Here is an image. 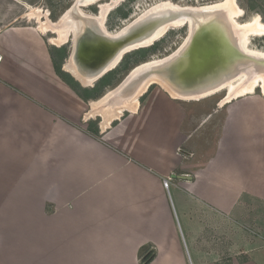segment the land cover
I'll return each instance as SVG.
<instances>
[{"label":"crops","instance_id":"crops-1","mask_svg":"<svg viewBox=\"0 0 264 264\" xmlns=\"http://www.w3.org/2000/svg\"><path fill=\"white\" fill-rule=\"evenodd\" d=\"M6 21L0 17V192L40 188L58 206L41 219L46 264H143L148 252L149 264H219L196 247V211L218 227L242 220L252 205L264 210V95L219 104L229 103L207 154L195 150L206 138L187 128L182 104L162 87L116 126L99 125L97 137L86 120L92 99L58 75L43 31ZM188 142L191 152L182 149ZM263 215L253 221L264 228ZM263 242L249 241L245 260L231 264H263Z\"/></svg>","mask_w":264,"mask_h":264},{"label":"rangeland","instance_id":"rangeland-1","mask_svg":"<svg viewBox=\"0 0 264 264\" xmlns=\"http://www.w3.org/2000/svg\"><path fill=\"white\" fill-rule=\"evenodd\" d=\"M167 1L183 7H198L211 5L221 0H114V2L118 3L112 10L108 11L103 25L104 27L102 25L101 27L104 28V32L108 34H115L132 23L147 10L160 4L161 2ZM75 2L76 0H0V17H6V22L13 21L15 24L32 26L35 29L39 27V20H37L36 16L32 15L33 12L36 14L40 13L41 20L43 22H48L50 25H58L61 21L60 19H62L64 15L68 20H72L74 23V31L69 33L68 40L63 43L57 44L50 40L55 37L57 38L58 36L56 34L55 27L48 32H43L45 41L50 47H52V49L56 47L58 49L65 48L67 50L68 56L63 64V67L65 66L66 69L72 59L74 38L78 35L77 33L80 34V31L82 32L83 30L82 21L74 15V12L73 14H69L73 9ZM111 2H113V0H100L95 4L87 5L81 8L82 11L79 9V11L80 14H85L86 16H100V5L109 4ZM237 4L244 11L243 15L238 17L239 22L245 23L250 21L256 15H259L261 20L264 22V17L262 16V13H264V0H254L255 10L253 11L247 9L248 2L246 0H237ZM83 11L85 13H81ZM121 12H128V17L124 19ZM189 33L190 31L188 25L169 30L159 41L149 46V48H145L152 49L155 47L154 50H150L148 52L146 61L139 64L132 63L131 69L123 75L122 81L131 70H134L143 63L153 60H164L174 55L183 47L184 43H186ZM250 47L264 52V36H251ZM136 51H133L130 54H133ZM136 58L137 57L134 58V61ZM66 71L68 72L67 69ZM120 81L115 85L105 87L100 93L101 95L99 98L92 99L90 101L91 104L87 103V112L91 109L93 110V105L98 102V100L100 101L101 98L103 99L108 93L117 90L116 87H118V85L122 82ZM99 82L100 80L94 84V87H84L79 82L83 87L81 91L85 93L86 89L92 90ZM155 83V85L149 87H153L152 89L155 87H162L160 83ZM162 88L165 89V87ZM151 90L148 88L144 93L138 94L139 96L135 98L137 99V105L141 98L143 96L146 97V93ZM165 90L167 91V89ZM141 95L143 96L141 97ZM263 95L264 90L261 87H258L253 94H248L246 96L261 98ZM246 96L237 97L236 99L234 98V100ZM225 99L229 101L227 98V91L225 89L210 94L207 97L188 99V101H184V99H177L178 102L182 104L186 114L188 115L186 119L187 128L192 130L195 135L204 136L206 138V141H202L205 145L200 144L202 147L197 146V149H195L200 152L199 154H203L201 152L202 150H204L205 154H207L206 151L208 149L212 151L214 150V145L218 138L222 122L226 116L227 107L229 105L228 103L223 107H220L219 104ZM128 102L130 101L125 102L124 105ZM110 105L114 108L121 107L113 100L110 101ZM126 112L129 114V112H132V109L124 110L119 116L113 119L114 122L112 120L109 124L113 127L116 126L119 122L116 119H120L123 115L127 116L128 114ZM91 116L93 118H87L86 115V120L94 121L99 127L102 119L104 120L102 114ZM38 136L39 135H33V138L35 139ZM97 137H101V135L99 134ZM191 144L192 143L188 142V144L182 147V149L191 152L194 147V144ZM1 190L3 192H0V231L3 234L0 235V264H46L47 259H42V252L40 249V229L42 228L41 219L43 214L51 216L54 215L59 210L58 206L54 203H49L46 200L45 202L48 203H45L41 198L40 188L27 189L26 187L22 188L20 186L16 188L15 191H11L9 194L7 193L8 191L6 194L4 193V189ZM171 190L175 197V188L173 186L171 187ZM255 206L256 205H252L254 208L252 211L254 212ZM258 207L260 206H256V217L254 212L249 211L250 208H246L245 210L242 209L243 214H245L244 216L241 215L242 220L238 221L226 218L223 223L218 222V227L215 219H211L208 214L198 209L195 216L196 222H198L202 228L200 227L196 232V247L199 250L207 249L209 253L208 260L217 261L219 264H231L235 257L240 260H245L244 257L246 256L243 255V251H246L249 241L254 240L255 238L264 240V228L261 225H256L255 221H253V218H258L260 211L264 213V210H260ZM179 210L181 209L179 208ZM180 220L186 235L188 234L189 247L193 258L195 261H198L195 248L189 241L190 236L188 219L184 217L182 212H180ZM262 223L264 224V221ZM261 256L264 258V252L261 253ZM177 259L178 262H180V259Z\"/></svg>","mask_w":264,"mask_h":264},{"label":"bare ground","instance_id":"bare-ground-1","mask_svg":"<svg viewBox=\"0 0 264 264\" xmlns=\"http://www.w3.org/2000/svg\"><path fill=\"white\" fill-rule=\"evenodd\" d=\"M98 1L100 0H78V4H76L71 11L69 10V14H73L74 12V15H76L78 19H80L83 23L82 32L80 31V34L77 33L78 35L76 36V38H74V50H76L79 36L87 27L91 28V31L93 32L95 31L96 33L104 35V37L107 36L116 39L125 37V39L127 40L126 42H130L131 44L127 50L149 47L155 42L159 41L162 37H164V35L169 30L174 28L188 25L190 31L186 43H184L183 47L174 55L164 60H153L143 63L133 70L134 74H139L141 73V71H150V76L146 81L134 85L136 86V91L133 95L130 94L127 95V97H121L120 99L116 100L117 105L121 107L114 108L110 105L111 99L119 94V89L115 91L112 90L113 92L108 93L103 99L101 98L100 101L98 100V102L96 103L93 102V111L91 113L93 115L102 114V116L104 117L102 127L105 125H109L110 121L119 116L124 110H135V107L137 105V99L135 98L139 96L138 94L144 93L149 88V86L155 82H158L162 85V87H165V89H167L168 93H170L172 97L184 100L205 96L207 97L210 94L216 93L222 89H225L227 91V98L229 100L234 98L236 99L237 97H241L244 95L246 96L248 94H253L258 87H261L264 90V72L260 71L258 73H255L251 77L248 76L249 73H247L246 70L237 73V66L239 65H237L236 58H232L228 62L229 66L233 68L232 70L234 71V73L229 77L230 79H227L222 83L216 81L208 88L202 89L199 92L196 91L195 93L186 92V90H184L183 88L179 89L175 87L174 84L171 83V81H169V79L166 78V76H164V74L162 73L168 63L177 59V57H179L187 49L188 45H190L191 43L193 35L200 27L201 23H209L212 20L214 21V19H219L221 22L223 21V24L226 25L227 29H229V33L235 39L236 44L240 47V49H242V51L244 50L246 53H248V55H251L255 58H264L263 51L250 47L251 36H264V22L261 20V17L259 15H256L252 20L245 23L239 22L238 17L242 16L244 11L238 6L237 0H221L211 5L198 7H183L168 1L161 2L160 4L152 7L137 19H135V22L130 23L115 34H108L104 32V28H102L101 25H104L108 11L112 10L119 1L114 2L113 0V2L109 4H101L100 16L92 17V15L86 16L85 14H80L79 9L81 10V8L87 5L95 4ZM205 12L208 13L205 14ZM81 13L85 12L83 11ZM189 14L194 18L189 17ZM32 15L36 16L37 20H39V29L41 31L48 32L55 27V31L58 36L57 38L53 37L54 39H50L54 43L60 44L65 42L69 38V33L71 31H74V23L72 22V20H68L65 15L64 17H62V19H60L61 21L58 25H50L48 22H43L41 20L40 13L36 14L35 12H33ZM142 23L148 24L144 26V28L147 27V30L143 32L140 31L141 33L137 34L136 29ZM90 39L93 40L92 42H90V47H94L97 52H100V47L103 46L101 45V42L97 41L93 37H91ZM117 60L118 58L112 63V67L115 66ZM66 69L69 73L73 74L83 85L86 86H93L99 77V75H88L87 73H84L85 71L81 72L74 54L72 55V59L67 65ZM127 101L130 102L124 105V103Z\"/></svg>","mask_w":264,"mask_h":264},{"label":"water","instance_id":"water-1","mask_svg":"<svg viewBox=\"0 0 264 264\" xmlns=\"http://www.w3.org/2000/svg\"><path fill=\"white\" fill-rule=\"evenodd\" d=\"M76 4H78V0H76L73 6ZM208 12H205V14ZM189 17L193 16L189 14ZM135 21L136 20L133 22ZM145 25L148 24H140L136 29V33L140 34V31L143 32L147 30V27L144 28ZM91 37L101 42V45H103L100 47V52H97L94 47H90V42L93 41L90 39ZM126 41L125 37H121L120 39L107 36L104 37V35L96 33L95 31L93 32L91 28L87 27L79 36L76 50L73 49L72 55H75L81 72L85 71L84 73L92 76L99 75L96 80V82H98L108 73L114 71L122 63L126 55L136 50L149 48L142 47L127 50L131 44ZM117 58V63L112 67V63ZM232 58H236L237 65H239L237 66V73L246 70L247 73H249L248 76L251 77L260 71L264 72V58H255L248 55L244 50L242 51L229 33V29L223 24V21L221 22L219 19H214V21L212 20L209 23H201L200 27L193 35L187 49L177 57V59L168 63L162 73L175 87L179 89L183 88L186 92L195 93L196 91L199 92L202 89L208 88L216 81L222 83L230 79L229 77L234 71L232 70L233 68L229 66L228 62ZM63 70L67 72L65 66ZM71 75L76 81L80 82L73 74ZM149 76L150 71H141L139 74H134L133 70H131L126 78L116 87L119 89V94L111 100L115 102L121 97H127V95L130 94L133 95L136 91V86L134 85L146 81ZM155 84L156 83H153L150 86ZM83 86L86 87L85 85ZM142 96L143 95H141V97ZM102 124L103 119L100 124L103 129ZM177 177L183 180L190 178L187 176Z\"/></svg>","mask_w":264,"mask_h":264},{"label":"trees","instance_id":"trees-1","mask_svg":"<svg viewBox=\"0 0 264 264\" xmlns=\"http://www.w3.org/2000/svg\"><path fill=\"white\" fill-rule=\"evenodd\" d=\"M130 1H134V0H130ZM246 1L248 2L247 9L251 10V11L255 10L254 0H246ZM121 15L124 19H126L128 17V12H121ZM262 16L264 17V13H262ZM154 49H155V47H153L152 49H140L133 54L126 55L124 57L122 63L114 71H112V72L108 73L106 76H104L100 80V82L96 85V87L93 88L92 90L86 89L85 93L81 91L83 89V87L80 85V83L78 81H76L75 78L72 77L71 74L64 72L62 69L64 61L68 56L67 50L65 48L58 49L55 47L54 49L51 50V54H52L54 66H55V69H56L58 75L62 79H64V81L68 85H70L83 100H85L87 102L90 99L99 98L101 95L100 93L104 90L105 87L115 85L120 80L122 81L123 75H125L126 72L131 69L132 63L139 64L141 62L146 61L147 56H148V52L150 50H154ZM135 57H137V58L134 61ZM152 88L153 87H151L150 90ZM144 97L145 96H143L141 98V100ZM126 113L128 114V112H126ZM88 131L95 136H99V134H100L99 127H98L97 123H95L94 121L89 122ZM151 260H152V257L149 254V255L145 256V258L143 260V264H149L151 262Z\"/></svg>","mask_w":264,"mask_h":264},{"label":"built area","instance_id":"built-area-1","mask_svg":"<svg viewBox=\"0 0 264 264\" xmlns=\"http://www.w3.org/2000/svg\"><path fill=\"white\" fill-rule=\"evenodd\" d=\"M2 61H3V55L0 53V65L2 64ZM165 185L166 186L168 185L167 180L165 181Z\"/></svg>","mask_w":264,"mask_h":264},{"label":"flooded vegetation","instance_id":"flooded-vegetation-1","mask_svg":"<svg viewBox=\"0 0 264 264\" xmlns=\"http://www.w3.org/2000/svg\"><path fill=\"white\" fill-rule=\"evenodd\" d=\"M151 255V257H152V259H153V253H151V252H148V253H146L145 255H144V258H145V256H147V255ZM144 260V259H143Z\"/></svg>","mask_w":264,"mask_h":264}]
</instances>
